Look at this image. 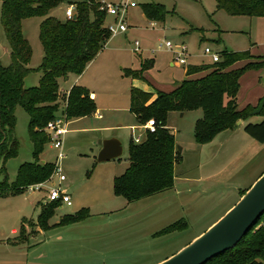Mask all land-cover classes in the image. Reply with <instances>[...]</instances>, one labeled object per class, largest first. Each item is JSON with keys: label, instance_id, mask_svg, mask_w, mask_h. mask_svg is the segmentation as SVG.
Masks as SVG:
<instances>
[{"label": "rangeland", "instance_id": "rangeland-1", "mask_svg": "<svg viewBox=\"0 0 264 264\" xmlns=\"http://www.w3.org/2000/svg\"><path fill=\"white\" fill-rule=\"evenodd\" d=\"M82 1L65 0L47 17L66 21L67 8ZM96 1L116 5L127 2ZM136 1L137 6L128 10V31L111 35L109 43L82 75L59 79L62 93L57 102L59 118L66 117V98L76 84L85 87L91 95L97 93L101 112L65 121L67 134L63 138L62 157H58L59 151L51 140L40 153V163H53L61 168L66 177L63 183L52 175L43 190L29 191L27 187L26 191L21 189L20 193L0 196V264H160L206 232L264 173V145L252 139L244 128L228 138L219 133L212 142L202 145L196 140L195 125L203 117V111L170 112L167 128L175 135L180 155L173 188L132 203L115 194V178L130 165L131 142L138 144L137 138L140 143L146 138L144 125L148 121L139 127L130 110L131 89L170 93L183 80L206 77L210 71L187 77L186 69L214 65L211 57L205 55L207 48L218 53L249 52L251 58L229 65L227 71L264 60V17L232 16L218 10L216 0ZM151 3L166 7L168 14L164 21L152 22L146 18L142 6ZM1 11L0 1V61L8 66L11 59L9 53H4V47L9 49V44L1 24ZM45 18L22 21L23 34L33 50L28 64L32 71L25 78V88L39 86L43 75L39 68L44 60V48L39 35ZM116 20L107 16L106 25L115 24ZM167 42L174 48L182 43L187 47L190 56L186 65H171L175 56L166 47ZM150 62L153 66L145 70ZM126 69L141 71L142 76L136 79L126 76ZM263 79L264 67H251L244 72L237 94L240 110L256 107L264 99ZM15 116L19 145L17 156L4 163L8 188L13 186L19 167L35 161L29 115L17 106ZM262 120L261 116H254L248 123ZM111 138L121 141L123 155L118 160L99 163L100 142ZM258 153L250 162L251 156ZM3 176L0 172V181ZM52 184L71 195L72 205L63 204L55 209L45 228L39 215L50 206L44 202ZM82 209H89L88 219L58 225L64 216L75 215ZM180 221L187 222L186 230L160 234Z\"/></svg>", "mask_w": 264, "mask_h": 264}, {"label": "trees", "instance_id": "trees-1", "mask_svg": "<svg viewBox=\"0 0 264 264\" xmlns=\"http://www.w3.org/2000/svg\"><path fill=\"white\" fill-rule=\"evenodd\" d=\"M2 2L1 24L10 51L11 63L4 66L0 61V159L5 162L17 156L18 141L15 137L17 119L15 110L21 106L29 115L30 137L34 144V162L22 164L13 186L8 188V175L0 183V196L17 194L25 188L45 183L54 175L56 164L40 163L39 155L49 138L45 128L58 118V100L62 95L59 79L71 74L82 75L88 65L96 59L111 39L106 25L107 14L101 11V2L83 0L77 4L76 19L58 20L47 17L65 0H0ZM218 10L232 16L264 17V0H216ZM143 12L149 21L162 22L168 11L162 4H144ZM93 13V18L91 15ZM46 17L40 25V41L44 48V60L39 70L43 73L37 87L25 88L24 81L32 71L28 68L32 47L23 34L22 21L27 18ZM222 60L214 65L189 66L187 76L210 71L199 80H183L170 93L157 94L133 88L130 91L131 113L139 125L154 118L155 132L145 130L146 138L141 143L131 142L130 165L114 180V191L132 203L155 194L170 190L175 181V165L180 161L175 135L167 128L170 112H185L201 109L203 117L195 125V137L205 145L222 132L234 130L239 122L261 116L259 123H248L244 130L254 140L264 144V99L258 106L240 110L237 94L240 78L251 67H264V60L249 63L246 68L227 71V67L241 59H249V52H220ZM153 66L152 62L145 70ZM125 75L134 79L142 76L141 71L125 70ZM89 91L74 85L66 98L67 120L84 118L96 113V105ZM23 189V190H21ZM12 193H9V192ZM247 191V190H246ZM244 191L242 195L246 192ZM60 205L52 203L39 215L40 223L47 222ZM51 209V210H50ZM90 217L89 209L75 215L64 216L58 225L67 226L82 222ZM187 222H177L160 234L182 232ZM159 234V233H158ZM207 264H264V215L252 230L233 249L212 259Z\"/></svg>", "mask_w": 264, "mask_h": 264}, {"label": "water", "instance_id": "water-1", "mask_svg": "<svg viewBox=\"0 0 264 264\" xmlns=\"http://www.w3.org/2000/svg\"><path fill=\"white\" fill-rule=\"evenodd\" d=\"M73 18L76 19L77 16L75 15ZM100 145L102 150L98 156L99 163L118 160L123 155V145L117 138L101 141ZM178 148L180 149V147ZM0 161L1 172L5 158L2 157ZM4 178L5 175L0 183L4 181ZM263 215L264 173L242 195L237 204L206 232L160 264H207L212 259L235 248Z\"/></svg>", "mask_w": 264, "mask_h": 264}, {"label": "built area", "instance_id": "built-area-1", "mask_svg": "<svg viewBox=\"0 0 264 264\" xmlns=\"http://www.w3.org/2000/svg\"><path fill=\"white\" fill-rule=\"evenodd\" d=\"M134 6H137L136 0H127V2L123 5L101 2V11H104L107 14V16H113L117 18L115 24L107 25L111 35H116L118 33H126L128 31V25L126 24L128 10L129 8ZM75 13H76V7L74 5L68 7L66 10L67 19H72L75 16ZM151 25L154 26L155 23H152ZM138 45L139 44L136 43L137 49H138ZM166 47L175 56V64H180V65L187 64L188 57L190 56V54H188V49L183 43L178 47L174 48L171 42H167ZM205 55L210 56L213 63H219L221 61L220 53L213 52L210 48H207L205 50ZM90 98L94 100L95 96L91 95ZM99 117H102V115L99 114ZM65 121H67L66 117L65 118L58 117L55 120L49 122L45 128V132H47L49 140L52 141L53 147L59 151V156H58L59 158L63 156V148H64L63 138L67 134V129L64 124ZM144 127L147 130H150L151 132H155L156 129L155 120L148 121L146 125H144ZM137 142H139V139H137ZM62 173L63 172L61 168L58 167V165L56 164V170L53 176L58 177L60 183H63L66 180V177L62 175ZM45 183L31 185L28 187V190L29 191L43 190L45 188ZM47 193H48L47 200L44 203L47 202L49 204L58 203L60 206L63 204H66L67 206L72 205L71 195H69L66 191H61L59 187H57L55 184H52V186L49 189H47Z\"/></svg>", "mask_w": 264, "mask_h": 264}, {"label": "crops", "instance_id": "crops-1", "mask_svg": "<svg viewBox=\"0 0 264 264\" xmlns=\"http://www.w3.org/2000/svg\"><path fill=\"white\" fill-rule=\"evenodd\" d=\"M109 43V42H108ZM4 53L5 54H8L9 53V55H10V51H9V49L8 48H6V47H4ZM93 62V61H92ZM171 65L172 66H175L176 64L175 63H171ZM186 72H187V69H186ZM195 75H197V74H195ZM186 76H187V74H186ZM192 76H194V75H192ZM187 77H191V76H187ZM180 84V83H179ZM77 85V84H76ZM178 84H176V86H177ZM175 89V88H174ZM91 95V94H90ZM92 95H94L95 96V99L93 100L94 101V103H95V105H96V113L95 114H97V112L99 113V112H101V105H99L98 103H101V102H99V100H98V95H97V93H92ZM98 116H99V114H98ZM182 116H183V114H182ZM136 117V116H135ZM253 118V117H252ZM252 118H250L249 120H247V121H241V123L240 124H238L237 126H236V128H234V130H230V131H226V132H222L223 134H224V136H225V138H228L230 135L232 136V134H233V132L234 131H237V130H239V129H241V128H245V126H246V123H248V122H250L251 121V119ZM137 120V119H136ZM138 123V122H137ZM139 125V124H138ZM141 125H139V127H140ZM144 134V133H143ZM141 138V137H140ZM143 138V137H142ZM137 139H139V138H137ZM138 143H140V141L138 142ZM262 144V143H261ZM264 145V144H263ZM257 156H259V153L257 154V155H255V156H251V158H250V162H252ZM256 181V180H255ZM254 181V182H255ZM253 182V183H254ZM252 185V184H251ZM240 191H241V189H240ZM240 193V192H239ZM230 209V208H229ZM214 223V222H213ZM212 223V224H213ZM212 224H210V226L209 227H211L212 226ZM13 231H16V230H13ZM199 237V236H198Z\"/></svg>", "mask_w": 264, "mask_h": 264}]
</instances>
